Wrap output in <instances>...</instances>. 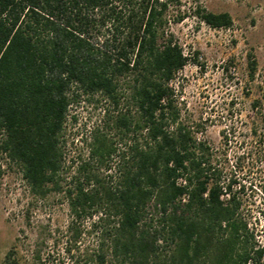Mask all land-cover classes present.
I'll return each instance as SVG.
<instances>
[{"label":"trees","instance_id":"1","mask_svg":"<svg viewBox=\"0 0 264 264\" xmlns=\"http://www.w3.org/2000/svg\"><path fill=\"white\" fill-rule=\"evenodd\" d=\"M181 5L0 0V154L32 194L64 192L75 241L82 229L74 223L93 218L87 232L99 239L76 264H264L245 184L224 177L177 105L172 81L188 57L169 23L187 11L171 21L167 13ZM193 14L213 28L233 24L228 12L196 5ZM248 64L252 77L251 53ZM95 95L105 103V130L94 131L87 160L64 187L68 111ZM99 168L114 172L106 178ZM3 264L16 262L8 254Z\"/></svg>","mask_w":264,"mask_h":264},{"label":"rangeland","instance_id":"2","mask_svg":"<svg viewBox=\"0 0 264 264\" xmlns=\"http://www.w3.org/2000/svg\"><path fill=\"white\" fill-rule=\"evenodd\" d=\"M171 6L168 19L187 11L169 30L182 46L188 62L172 81L181 117L210 147L223 175L245 184L244 209L256 238L264 246V0H181ZM196 5L212 12H228L229 28H213L193 14ZM196 52L198 55L196 57ZM248 53L256 63L249 74ZM105 103L97 95L80 96L68 111L63 130L66 184L76 167L87 160L96 129L103 127ZM124 106V105H123ZM111 108V107H110ZM113 140L115 130L109 132ZM96 170V169H95ZM100 176L113 174L99 168ZM107 178V176H106ZM71 215L63 191L43 197L31 193L18 165L0 154V264L9 254L16 264H76L91 251L99 236L87 232L92 219L74 224L82 229L75 241Z\"/></svg>","mask_w":264,"mask_h":264}]
</instances>
